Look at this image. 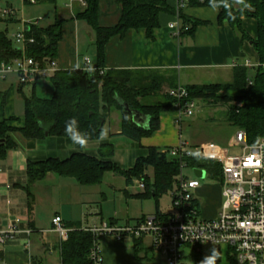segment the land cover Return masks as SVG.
Here are the masks:
<instances>
[{"label": "crops", "instance_id": "1", "mask_svg": "<svg viewBox=\"0 0 264 264\" xmlns=\"http://www.w3.org/2000/svg\"><path fill=\"white\" fill-rule=\"evenodd\" d=\"M164 1L174 9H178V0ZM6 2L11 4L10 0ZM99 3L100 25L103 27L115 26L122 15L120 1L99 0ZM84 8L80 0H61L57 6H54L55 20L65 19L56 57L59 70L83 68L85 57H89L92 65L97 67L96 32L86 20L76 17V12ZM183 11L193 19L208 21V23L199 25L193 35L182 33L177 36L175 30L170 27V23L179 21L177 15L163 12L160 14V26L154 29L151 37L144 28L130 29L124 36L112 37L106 45V68L161 73L166 78L162 90L163 93H167L168 89L178 85L186 87L194 84L230 82L233 80L234 68L237 65L248 66L249 62L248 67H252L251 63L259 62V56L252 41H243L241 34L233 29L227 21L222 24L218 22L219 10L213 11L210 7L187 4ZM22 15L24 16V12ZM16 18L12 22H17ZM20 24L23 27V21ZM243 25L251 36H257V21L254 18L244 17ZM9 26L10 24L7 23L4 29L0 27V31H9ZM13 75L18 78L15 73L8 74L5 78L0 77V120L18 117L17 125L21 126L24 122L25 110L23 113L18 112L20 108L16 95L19 93L24 101V95H31L33 91H36L41 96L38 92L41 87L47 88V91L52 93L53 87L52 90H48V86L45 85L46 81L42 80L44 78L40 76L31 77L28 82L23 84L20 79L18 83H15ZM214 80H218V82ZM21 85H23L22 92L20 91ZM156 98V101L162 100L161 97ZM174 113H162L159 130L152 136L143 137L139 143H136L121 134V113L119 112V123L115 126L114 131L108 133L106 140H97L96 142L99 148L101 147L99 153L90 144V140L87 148L81 149L71 140H60L57 137L54 139L60 140L59 142L63 144L61 148L69 145L70 155L78 151L99 158H103L100 155H103L102 148L104 147L109 149V152H105V154H114L118 142H113V140L124 137L130 140V143H127L128 149L136 144L143 153L148 147L162 150L177 147L180 144L185 146V143L190 146L191 144L185 140L183 132L185 116L177 121ZM134 119L140 126L149 127L150 118L148 116L136 112ZM107 123L110 124V120H107ZM107 123L106 125H108ZM208 143L210 142H195L192 146L199 147ZM22 145L18 148L7 149L4 155L0 153V230L6 229L10 223L16 224L19 230L15 239L0 243V264H32L34 260H41L45 264H54V256L57 251L60 252V257H55L59 261L58 264H62L60 237L53 230V218L57 215L63 218L66 225L77 223L81 228H86L100 225L103 222L124 224L158 213L156 210L139 217L122 218L116 210L117 214L106 219L102 216L101 210L97 217L89 222L90 206L93 201L91 195L87 194L89 185L80 184L73 177L60 176L54 172H49L43 179L29 182L27 171L29 159L37 161L50 156L61 158L58 156L61 154L60 149L55 148V145L51 146V144L44 149L41 147L40 141L24 142ZM27 145L30 146V149L26 148ZM57 153L59 154L57 155ZM28 189L32 192V205L29 203ZM116 189L114 188V190ZM124 192L126 196L131 197L141 193H130L129 190H124ZM200 194H204L202 188L198 191L201 200ZM201 203L203 214L212 217L218 213L222 202L217 208H213L210 204H204L202 200ZM207 210H209V214H207ZM172 211L173 209L166 212L159 208V212L163 214ZM138 247L140 248L137 251ZM100 248L103 264H167L165 258L154 251L150 236L141 239L127 236L123 240L105 236L100 241ZM212 248L220 253L216 264H230V251L213 244L202 245L197 250L188 249L186 263L196 264L195 253H199L202 259Z\"/></svg>", "mask_w": 264, "mask_h": 264}, {"label": "trees", "instance_id": "2", "mask_svg": "<svg viewBox=\"0 0 264 264\" xmlns=\"http://www.w3.org/2000/svg\"><path fill=\"white\" fill-rule=\"evenodd\" d=\"M61 0H37V3L57 6ZM86 7L76 12L78 19L86 20L96 32L97 68L87 71L84 68L57 70L50 77L53 87L48 98L39 96L36 91L24 95L25 113L23 124L17 125L18 117L0 120V153L9 148H18L22 143H33L47 137H57L69 141L65 133V123L72 117L79 121L81 132L90 133V141H97L101 128L105 127L113 111L121 113V134L139 143L143 137L152 136L160 128V116L164 112H175L178 99L163 93L166 82L163 74L141 70H123L106 68V45L117 35L124 36L130 29H146L151 37L155 28L160 26V14H175L184 29L183 34L193 35L199 25L208 21L193 19L184 14L183 9H174L164 0H119L122 15L115 26L103 27L99 23V0H84ZM232 4L231 14L223 7L219 8L218 22L227 21L241 34L242 40L252 41L259 56V64L252 67L237 65L230 82L194 84L186 86L190 99L207 101L228 106L227 119L236 129H245L251 143L264 136V0H245L251 8ZM192 6L209 7V0H189ZM257 21V36L253 37L244 28L243 18ZM14 19H11L12 22ZM65 19H56L49 26L31 24L26 34L34 37L35 42L26 47L28 56L45 63L54 60L58 53V44L62 39V27ZM22 51L15 45L8 30L0 31V61L10 62L21 57ZM168 80V79H167ZM23 84V83H22ZM23 91V85L20 87ZM156 97L162 100L156 101ZM153 99V100H151ZM154 101V102H153ZM239 103V105H238ZM139 112L150 118L149 127L140 126L134 119ZM1 140H4L3 142ZM192 165L214 169L220 175V165L212 160L194 158ZM154 168L155 178L146 174L147 167ZM29 182L43 179L49 172L60 176L75 178L83 185H96L103 182L107 171H115L127 178H144L146 190L133 195L136 198H155L172 190L175 176L179 172L178 161L168 158L156 147H148L135 165L127 170L121 169L111 159L99 158L83 152H73L61 159L50 156L46 159L28 161ZM29 203L32 205V192L28 189ZM158 213L159 208H157ZM71 228L66 241H61L62 264H93L90 251L94 243L92 233L77 223H69ZM140 247L137 248V251ZM194 249L197 250V247ZM196 264L202 260L195 253ZM32 264H45L34 260ZM230 264H238L234 255Z\"/></svg>", "mask_w": 264, "mask_h": 264}, {"label": "built area", "instance_id": "3", "mask_svg": "<svg viewBox=\"0 0 264 264\" xmlns=\"http://www.w3.org/2000/svg\"><path fill=\"white\" fill-rule=\"evenodd\" d=\"M25 1L29 4L37 3V0ZM80 2L86 7L84 0ZM187 4L189 0H178V9H183ZM0 12L3 17L11 20L18 16L20 10L8 5ZM42 20V17L31 21L23 20V27L11 35L22 55L10 62L0 61V77L5 78L8 74L15 73L21 83H26L34 76L50 78L58 70L56 59L41 63L26 53L27 45L35 42L34 37L27 36L26 27L31 24L40 25ZM170 27L177 36L184 31L180 19L170 23ZM84 62L83 68L87 71L89 67L92 70L97 68L92 65L89 57H85ZM249 64L248 62L247 65ZM258 64L251 63L252 66ZM167 93L178 99V109L174 113L177 121L183 116H194L200 109L198 100L190 99L189 92L183 85L170 88ZM226 147L240 148L241 152L227 154ZM161 151L168 158H175L179 165L175 186L171 190L173 211L149 215L124 224L103 222L83 228L94 237L90 251L93 264H103L100 241L105 236L116 240H123L127 236L137 239L150 236L154 251L161 254L167 264H187V250L205 244L228 249L237 258L238 264H264V136L251 143L247 131L237 129L228 144L213 141L191 147L185 143V146L180 144ZM194 158L212 160L220 165L218 177L222 186V203L215 216L203 214L198 195L202 188V178H190L185 174L186 168H192L193 171L202 169L205 170L206 177L208 169L192 165ZM136 181L139 188L145 191L144 178ZM53 225L60 241H66L71 228L67 227L60 215L53 218ZM18 232L16 224L10 223L6 229L0 230V243L15 239Z\"/></svg>", "mask_w": 264, "mask_h": 264}, {"label": "rangeland", "instance_id": "4", "mask_svg": "<svg viewBox=\"0 0 264 264\" xmlns=\"http://www.w3.org/2000/svg\"><path fill=\"white\" fill-rule=\"evenodd\" d=\"M6 1L7 0H0V10L8 5H12L14 8L20 10V13L17 16L18 18H16L17 22H10L9 18L3 17L0 12V27L4 29L6 24L9 23L10 36L22 28L20 23L23 20L31 21L42 17L43 20L40 23L42 26H49L55 20L54 5L52 4H29L25 0H10L11 4H8ZM23 12L24 16L22 15ZM13 76L15 83H18L19 77L17 78L16 75ZM42 80L46 81L45 85L48 86V90H52L50 78H44ZM214 81L218 82V80ZM38 92L42 97L46 98L52 95V93L47 91V88L41 87ZM16 99L20 108L18 112L23 113L25 110L23 98L18 93L16 95ZM198 103L200 105L198 112H196V114L190 118H185V130H183L185 140L191 144L190 146H192L195 142L200 143L211 141L228 144V142H230L234 137V134L237 130L227 119L228 106L225 104H215L201 100H198ZM119 118V112L116 110L110 114L108 119L110 120V124L107 123L108 125L105 126L109 130L108 133L114 131L115 126L119 123ZM59 141L60 140L58 139H54V137H47L40 140V143L41 147L44 149H46L49 144H51V146L55 145V148L60 149L61 151V154L57 153V155L59 154L58 156L65 158L66 156L70 155L71 151H68L70 146L67 145V147L61 148L63 144H61ZM96 142L97 141H90V144L93 145L96 149V152L99 153L101 147L99 148ZM113 142H118L114 154L107 155L109 149L104 147L102 148L104 153L100 156H103V158L110 157L111 160L123 170L132 168L138 159L137 156L140 155V153L144 154L140 147L136 146L135 143L134 146H130L131 149H128L127 143H130V140L125 137L122 139H115ZM26 148L30 149V146L27 145ZM105 152L107 153L105 154ZM225 152L227 154H237L241 152V149L236 147H226ZM207 169L208 173L206 177L200 179L202 184V192L204 193L200 194V197L204 204H210L213 208H217L220 202H222V186L217 173L212 171L214 169ZM184 171L185 174L190 178L197 177L195 170L193 171L192 168H186ZM146 174L151 176V180L153 182L155 178L154 168L151 166L147 167ZM137 179L138 178L135 177L131 183H128L125 176L118 174L115 171H107L103 177L102 183L89 185L87 194L91 195L93 200L90 206L91 211L89 215V222H92L94 217H97L101 210L103 212L102 216L107 219L109 216L117 214L115 213L116 210L120 214V217L125 218L127 216L139 217L142 214L153 213L157 210V208H160L166 212H170L173 209L171 190L159 197L158 206L156 199L153 197L139 199L134 196H126L124 190H129L130 193L143 192L138 186V182L136 181ZM114 188L117 189L114 190ZM207 211V214H209V210ZM59 253L60 252L57 251L55 254V256L58 258L60 257ZM55 256L53 262L54 264H58L59 261Z\"/></svg>", "mask_w": 264, "mask_h": 264}, {"label": "clouds", "instance_id": "5", "mask_svg": "<svg viewBox=\"0 0 264 264\" xmlns=\"http://www.w3.org/2000/svg\"><path fill=\"white\" fill-rule=\"evenodd\" d=\"M234 3L243 5L244 8H251V5L246 4L245 0H234ZM209 7L213 11H218L220 7H223L231 14L232 4L229 3V0H209ZM88 70L92 71L91 67H89ZM108 131L107 127L101 128L98 139L100 141L106 140L108 138ZM65 133L73 144L78 145L81 149L87 148L90 133L81 132L77 118L72 117L66 121ZM219 255L220 253L215 248H212L210 252L202 258L200 264H216Z\"/></svg>", "mask_w": 264, "mask_h": 264}, {"label": "water", "instance_id": "6", "mask_svg": "<svg viewBox=\"0 0 264 264\" xmlns=\"http://www.w3.org/2000/svg\"><path fill=\"white\" fill-rule=\"evenodd\" d=\"M29 27H26V30H28ZM253 43V42H252ZM134 117H135V114H134ZM2 142L4 140H1ZM195 172H196V175L201 177V178H204L205 177V170H202V169H195Z\"/></svg>", "mask_w": 264, "mask_h": 264}]
</instances>
